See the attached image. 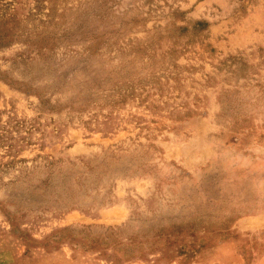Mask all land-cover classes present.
<instances>
[{
  "label": "rangeland",
  "instance_id": "374dc122",
  "mask_svg": "<svg viewBox=\"0 0 264 264\" xmlns=\"http://www.w3.org/2000/svg\"><path fill=\"white\" fill-rule=\"evenodd\" d=\"M0 264H264V0H0Z\"/></svg>",
  "mask_w": 264,
  "mask_h": 264
}]
</instances>
